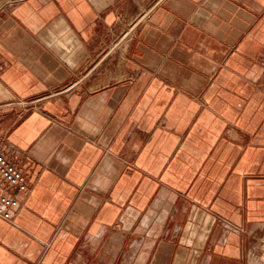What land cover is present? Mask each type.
<instances>
[{"label":"crops","instance_id":"1","mask_svg":"<svg viewBox=\"0 0 264 264\" xmlns=\"http://www.w3.org/2000/svg\"><path fill=\"white\" fill-rule=\"evenodd\" d=\"M0 150V264H264V0H0Z\"/></svg>","mask_w":264,"mask_h":264},{"label":"built area","instance_id":"2","mask_svg":"<svg viewBox=\"0 0 264 264\" xmlns=\"http://www.w3.org/2000/svg\"><path fill=\"white\" fill-rule=\"evenodd\" d=\"M28 177L18 164L0 150V217L12 221L21 196L30 193Z\"/></svg>","mask_w":264,"mask_h":264}]
</instances>
